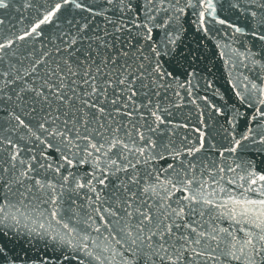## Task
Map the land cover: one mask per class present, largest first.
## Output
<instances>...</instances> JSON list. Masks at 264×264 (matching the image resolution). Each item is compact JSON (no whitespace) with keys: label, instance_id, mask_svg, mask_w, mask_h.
<instances>
[{"label":"snow or ice","instance_id":"snow-or-ice-1","mask_svg":"<svg viewBox=\"0 0 264 264\" xmlns=\"http://www.w3.org/2000/svg\"><path fill=\"white\" fill-rule=\"evenodd\" d=\"M107 3L132 10L131 0ZM176 5L159 0L145 21L137 16L130 25L106 17L113 30L101 33L71 15H102L82 0H0V213L20 223L36 202L47 205L65 230L51 239L80 253V264H264V170L249 162L237 173L240 165L198 155L205 152L201 128L195 142L158 143L152 135L169 123L162 94L174 80L157 59L161 52L148 44L149 56L141 44L152 40L154 12L193 9L203 31L208 17L226 23L214 0ZM13 9L21 14L16 23L5 18ZM32 10L28 25L13 31ZM252 88L264 105V88ZM255 112L253 120L264 117ZM233 140L217 149L219 160L240 147ZM166 159L162 168L149 166ZM226 171L236 176L227 179ZM66 193L84 197L72 199L67 220Z\"/></svg>","mask_w":264,"mask_h":264},{"label":"water","instance_id":"water-1","mask_svg":"<svg viewBox=\"0 0 264 264\" xmlns=\"http://www.w3.org/2000/svg\"><path fill=\"white\" fill-rule=\"evenodd\" d=\"M82 2L102 15L90 16L79 10H74L71 15L77 19L83 17L89 21L93 31L102 33L105 28L113 30V24L108 23L106 17L117 24L130 25L137 16L138 22L145 21L148 12L157 7L159 0L149 5L147 11L145 5L148 0H131L132 10L124 13L118 10L115 3L108 4L107 0ZM169 2L176 5V0ZM214 2L216 16L226 23L222 25L208 17L207 31L200 29L193 9L186 8L180 13L175 7H168L167 11L157 9L154 12L155 19L150 22V26H153L152 40L141 41V44L149 56L148 44L161 52L157 59L172 73L174 80L167 93L162 94L168 107L165 116L169 123L166 128L162 125L158 134L152 135L158 143L175 141L179 144L184 136L195 142L198 136L195 129L201 128L206 132L205 152L198 155L222 163L225 168L240 165L237 173L249 162L257 171H261L264 170V144L258 141L264 135V117L257 116L255 120L252 117L256 116V108L264 112V105L258 103L261 94L252 85L264 88V39H260V36H264V23L260 22L264 18V9L257 8L251 0ZM184 3L185 0H179L176 6L183 7ZM252 11L257 13L255 18L251 15ZM2 14L3 10H0ZM20 15L13 9L8 11L5 18L16 23ZM36 15L34 10L24 12L23 16L27 18L23 25L17 24L13 31L27 26L29 19ZM48 27L52 32L57 31ZM237 27L241 29L240 32L235 31ZM249 128L253 130L252 135L248 140L242 139L248 135ZM233 137L240 141V147L235 153L226 152L227 159L219 160L217 149L232 146ZM253 137L256 142H253ZM209 143L215 147L208 149ZM169 162L167 159L158 160L149 166L162 168ZM223 175L231 179L236 173L226 171ZM72 199L79 204L84 197L65 194L61 212L66 220L71 215L67 209L72 206ZM36 203L39 206L30 207L25 216L18 217L20 223H16L11 216L5 219V214L0 213V247L7 254L0 256V264H10L11 261L15 264H80V253L51 239L52 235L57 232L64 234L65 230L51 221L46 211L47 205ZM12 211L15 212V209ZM220 226H227L226 222Z\"/></svg>","mask_w":264,"mask_h":264}]
</instances>
